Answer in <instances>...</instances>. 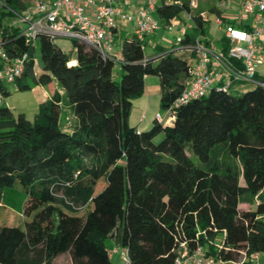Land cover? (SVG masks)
Wrapping results in <instances>:
<instances>
[{
  "label": "trees",
  "instance_id": "1",
  "mask_svg": "<svg viewBox=\"0 0 264 264\" xmlns=\"http://www.w3.org/2000/svg\"><path fill=\"white\" fill-rule=\"evenodd\" d=\"M3 2L2 47L14 57L27 54L15 90L55 79L76 120L71 130L62 127L57 90L33 118L0 105V197L6 189L25 194L23 220L0 222V264H55L64 254L71 264H116L114 246L127 251L129 264H174L183 244L189 254L200 248L236 264L264 252V74L256 84L219 80L207 95L174 104L196 56L192 44L208 35L209 15L194 12L192 0H160L161 23L182 13L191 18L182 46L157 44L147 54L134 35L124 37L116 62L76 38L72 51L50 34L28 42L3 22L12 14L7 7L20 11L28 0ZM148 74L160 79L159 112L173 118L155 117L141 130L129 117ZM238 85L250 88L235 94ZM0 91L9 92L1 80Z\"/></svg>",
  "mask_w": 264,
  "mask_h": 264
},
{
  "label": "built area",
  "instance_id": "2",
  "mask_svg": "<svg viewBox=\"0 0 264 264\" xmlns=\"http://www.w3.org/2000/svg\"><path fill=\"white\" fill-rule=\"evenodd\" d=\"M231 4L234 0H224ZM229 9L237 11L240 21L246 27H236L222 14H216L214 22L223 29V39L227 50L218 47L214 41L198 36L192 44L196 51V62L189 70L186 86L175 100L179 105L191 99L208 94L214 85V64L219 63L228 70L225 87L232 80L247 83H258L256 75L264 74L260 67L264 65V0H235ZM160 0H34L31 5L20 11L9 7L16 15L10 24L19 29V36L35 44L37 37L44 33L56 38H76L95 47L105 58L119 61V48L116 47V34L120 25L132 23L133 35L146 49L151 44L153 34L161 22L156 16ZM194 1L192 0V6ZM5 5L0 0V6ZM228 8V5H226ZM200 14L206 18L205 13ZM189 16V15H188ZM190 17V16H189ZM185 22L174 19L167 25L179 29L178 41L186 32ZM206 39V40H205ZM174 43V42H173ZM27 54L11 56L3 49L0 42V80L14 82L22 72ZM219 74V73H218ZM221 76L218 78L221 79ZM2 102L0 101V105ZM160 121H167L173 116L168 110L157 112L155 116ZM117 253L120 264H129L127 251L118 246L111 249ZM255 255V254H253ZM220 264H236L234 261H218ZM212 256H204L201 249L192 254L183 244L174 264H215Z\"/></svg>",
  "mask_w": 264,
  "mask_h": 264
},
{
  "label": "rangeland",
  "instance_id": "3",
  "mask_svg": "<svg viewBox=\"0 0 264 264\" xmlns=\"http://www.w3.org/2000/svg\"><path fill=\"white\" fill-rule=\"evenodd\" d=\"M33 1L34 0H28V5H31ZM193 1H194L193 11L203 12L205 13L206 16L209 15V17L212 20L210 26L207 29L208 36L212 38V40L214 41V43L217 44L218 47L222 46L223 45V41H222L223 40L222 38L223 29L220 28L214 22L215 15L214 13H210V8L214 6L217 8H220V7L223 8L225 7V5H228V8H229L235 5L237 1L234 0L232 1L231 4H227V2L224 0H193ZM225 12L229 17H232V14L230 13L231 11L229 12L228 10H225ZM233 14L235 15L236 13H233ZM15 16L16 15L8 14L3 18V22L10 23L14 20ZM177 19L185 22L184 24H185L186 30L191 31L193 29L191 18L187 14L182 13L180 17H178ZM179 34H180L179 29L177 30L175 27L170 28L167 24L161 23L156 34L152 36L151 44L147 45L146 53L149 54L157 44H160L165 47H170L172 46L174 42V46H173L174 48L182 46L181 41L177 40ZM131 36H133V25L132 23L129 22V23L124 24L122 32L118 33V38H117L118 40H116L117 49L119 48L120 39H123L124 37L130 38ZM55 42L66 51H72L73 49L71 39L69 38H66V37L57 38ZM36 54H37L36 60H38L39 50H37ZM194 61L195 59H193L192 62ZM216 67L220 71L222 69V75L228 74V70L222 65H220L219 63H216ZM119 69H120L119 65L116 64L115 77L117 79H119V75H118ZM147 76L155 79L156 84H158L157 75L148 74ZM3 82L9 88V92L3 93L2 91H0V101L2 102V104L10 105L11 109L15 113L24 111L29 118H33L34 112L37 110L35 108H37L36 106L38 105H35L34 99L32 97V92L30 90H21V91L15 90L13 82H6V81H3ZM146 82L148 85L150 84L149 79L146 80ZM248 88H250V86H243L240 88V90H236L233 88L232 92L235 94H239ZM63 114H64L63 120L67 122L68 117L71 116V111H70V108L67 106V104L64 107ZM168 121H169V118H168ZM105 183H106L105 179L103 178L100 179L96 186L95 192L96 193L99 192L103 188ZM24 197H25V194L23 193L18 194L17 191H14L11 189L4 190L3 194L0 197V222L18 223L23 220V217L21 215V206H22ZM88 207L89 205L86 208ZM249 207L250 205L248 203L240 204V208L242 209L249 208ZM86 208H83L80 213L85 212ZM112 259L114 260L116 264H120V261L118 260L117 256H113ZM55 264H71V259H70L69 254H64V255L59 256L55 260Z\"/></svg>",
  "mask_w": 264,
  "mask_h": 264
},
{
  "label": "crops",
  "instance_id": "4",
  "mask_svg": "<svg viewBox=\"0 0 264 264\" xmlns=\"http://www.w3.org/2000/svg\"><path fill=\"white\" fill-rule=\"evenodd\" d=\"M133 2L138 3V0H133ZM235 4H239V3L236 2ZM218 9L220 10V14L224 15L228 20L242 22V21H240V19L238 17V14H237L238 12L227 8L226 5H225V7H223V8L220 7ZM225 10H228L229 12L231 11L230 13L232 14V17H229L226 14ZM233 13H236L237 16H236V14L234 15ZM216 14H219V13L215 12L214 15H216ZM210 24H211V22H210ZM122 29H123V25H120V27L117 30L116 40H118L117 39L118 33H121ZM156 32L154 34H156ZM154 34H153V36H154ZM204 38L212 40V38H210L208 35L207 36L205 35ZM262 42L264 43V35L262 37ZM222 46H219V47H222ZM154 50H155V47L150 52V54L153 53ZM193 59H195L194 62H192ZM73 60H74L73 64H75L77 61L75 58H73ZM190 61L192 64H194L196 62V56L193 57ZM260 70H264V65L260 67ZM213 73L215 75L214 76V83L219 82V80H224V81L227 80L226 75H222V69L220 71L216 67V63L214 66ZM220 75H222L221 79L218 78V76H220ZM148 79L150 80L149 85L146 82V80H148ZM144 80H145L144 93L142 96L133 100V105H132V109H131L130 117H129V121H130L131 125L136 126V127L140 128L141 130L147 129L152 125V123L155 119L156 113L160 111V95H161L159 77H158V84H156L155 79H153L152 77H148L147 75L145 76ZM241 87H243V86L238 85V86H235L233 88H235L236 90H240ZM28 90H30L32 92V97L34 99L35 105H39V103L50 98L51 95L53 94V92L57 90L60 93L61 104H62V113L60 116V123L62 124V127L64 129L71 130V128L73 127V125L75 123L76 118H75L73 112L71 111L70 104H68L65 100L66 97L64 95L63 89L59 86V84L57 83V81L55 79L49 85H45V86L35 85L31 89H28ZM66 104L70 108V111H71V116L68 117L67 122L63 120V115H64L63 110H64V107ZM8 106H10V105H8ZM36 107L38 108V106H36ZM37 108H35V109H37ZM35 112H34V114H35ZM171 122H172V119H169V121L168 120L166 121L167 124H171ZM113 256H117L118 260L120 261L117 253H113L112 257ZM247 261H248V264H264V252L263 253H256L255 255H252ZM215 264H220V262H216Z\"/></svg>",
  "mask_w": 264,
  "mask_h": 264
},
{
  "label": "bare ground",
  "instance_id": "5",
  "mask_svg": "<svg viewBox=\"0 0 264 264\" xmlns=\"http://www.w3.org/2000/svg\"><path fill=\"white\" fill-rule=\"evenodd\" d=\"M73 63H74V60H71V61H70V64H73Z\"/></svg>",
  "mask_w": 264,
  "mask_h": 264
}]
</instances>
